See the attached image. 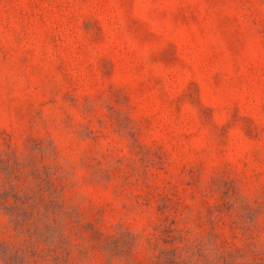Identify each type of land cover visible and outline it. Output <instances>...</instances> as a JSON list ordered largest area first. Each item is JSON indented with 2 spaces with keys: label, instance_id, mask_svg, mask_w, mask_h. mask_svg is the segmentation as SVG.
<instances>
[{
  "label": "rangeland",
  "instance_id": "rangeland-1",
  "mask_svg": "<svg viewBox=\"0 0 264 264\" xmlns=\"http://www.w3.org/2000/svg\"><path fill=\"white\" fill-rule=\"evenodd\" d=\"M0 264H264V0H0Z\"/></svg>",
  "mask_w": 264,
  "mask_h": 264
}]
</instances>
